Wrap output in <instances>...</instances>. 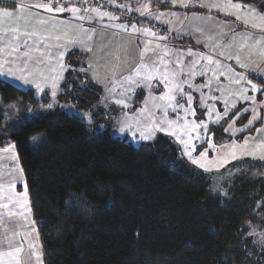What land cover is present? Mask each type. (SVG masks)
Masks as SVG:
<instances>
[{
	"label": "snow or ice",
	"instance_id": "obj_1",
	"mask_svg": "<svg viewBox=\"0 0 264 264\" xmlns=\"http://www.w3.org/2000/svg\"><path fill=\"white\" fill-rule=\"evenodd\" d=\"M91 2L19 0L17 5L13 0L14 11L0 9V20L11 21L0 30V77L34 87L37 95L50 96L49 107H52L58 104L56 98L63 73L66 70L82 72L100 92L107 93L105 99L112 102L114 110L130 109L137 115L134 120L126 112L118 118V123L121 131H133V136L139 133L142 142L152 141L154 133L166 132L184 145L191 163L205 171H211L213 165L219 167L245 157L264 161V75L250 71L247 63L254 52L264 56V9L254 13L256 20H250L244 13L253 14V10L231 0H136L135 4H115L116 9L135 12L142 18L137 27L131 21L121 23L119 16L102 10L111 0L95 7ZM152 3L209 12L215 9L217 14L222 13L233 22L225 20L221 28H210V40L200 43L199 50H195L194 45H185L181 51L169 46L168 33H175L172 40L195 37L197 42L205 33L199 30V24L195 28L191 24H181L179 29L169 27L173 21L168 14L152 13ZM89 11L92 15L85 14ZM65 14L68 19L59 18ZM180 19L215 23L209 16L189 18L186 13L177 16V20ZM73 20L81 22L78 28ZM235 21H239V25ZM240 26V31H236ZM224 28L230 31L225 32ZM212 32H218L222 42L212 37ZM225 45L233 49L227 55ZM69 53H81L89 62L79 68L66 69ZM228 60L234 63L226 64L224 61ZM221 76L227 83L220 81ZM254 80H259V85ZM249 93L258 94L259 101L257 95ZM213 101L219 102L222 109H217ZM197 110L200 120L195 119ZM237 112L247 113L246 122L239 128L225 119L229 115L235 118ZM222 119L228 125L230 137L240 133L239 141L230 139L219 148L215 144L208 145L205 136L208 121L219 125ZM42 123L34 120L25 127L34 128ZM220 127L224 130L223 125ZM194 141L203 145L198 156L193 155L199 146ZM16 148L17 145L0 132V156L15 167V171H8V181L0 183V264H43L34 243L33 222L28 220L31 212L28 184L19 167ZM210 151L217 155L212 162L205 163ZM18 183L22 184V193L16 190ZM17 217L22 218L20 223ZM260 242L264 247V234L260 235Z\"/></svg>",
	"mask_w": 264,
	"mask_h": 264
},
{
	"label": "trees",
	"instance_id": "obj_2",
	"mask_svg": "<svg viewBox=\"0 0 264 264\" xmlns=\"http://www.w3.org/2000/svg\"><path fill=\"white\" fill-rule=\"evenodd\" d=\"M78 55L68 54V69L87 63ZM64 76L61 88L72 83L74 92L67 95L79 108L98 100L101 92L88 75L66 71ZM84 79L86 86H76ZM0 97L5 103L21 98L24 114L28 106L42 105L32 91L1 80ZM34 120L43 123L25 127ZM213 129L218 143L229 139L221 127ZM7 130L28 184L44 264H264V247L252 234L260 220L264 223V161L231 165L245 171L223 196L164 135L135 147L109 129L91 132L63 113L36 116ZM33 137L40 138L35 149ZM77 197L95 206L91 214Z\"/></svg>",
	"mask_w": 264,
	"mask_h": 264
},
{
	"label": "rangeland",
	"instance_id": "obj_3",
	"mask_svg": "<svg viewBox=\"0 0 264 264\" xmlns=\"http://www.w3.org/2000/svg\"><path fill=\"white\" fill-rule=\"evenodd\" d=\"M116 1V0H115ZM13 0H0V9H4V8H8L9 10H13L11 8V4H12ZM112 2V1H111ZM136 0H121L120 4H135ZM143 2V0H142ZM205 2H216V0H205ZM220 2H223V0H220ZM232 3H240L243 5V7L245 9H250L253 10V14H250L249 12H245L244 15L245 17H247L250 20H256L257 17L254 13H260L261 9H264V0H249V1H235V0H231ZM17 5L19 4V0H16ZM92 7H95L97 4H102L105 3L104 0H94ZM117 3V1L115 2ZM173 8H168L166 9V7H163L161 4H156L153 3V6L151 7L150 11L152 13L155 14H168V18L173 21L172 24L169 25V27H175L177 29L180 28L181 24H191L193 28L196 27L197 24L200 25V31H203L205 33L204 36L201 37L200 42H197L195 40V37H184V38H177L176 40H172V36L175 33H168L169 35V40L171 41L172 44H174L175 42H180V44H182V47H180L178 44L175 45L177 49L183 51V46H188V47H193V45L195 46V50H199L200 49V43H204V42H208L210 40L209 36H208V31L210 28H221V26L224 24V21L227 20L230 23H232V19L230 17H225L222 13L217 14L216 10L213 9L211 12H209L206 9H201V8H193L191 10H188L186 8H177L175 7V5H173ZM110 7H113L112 5ZM113 9L116 11L114 13H116V15H118L120 17V19H123L122 21H119L121 23H125L127 24L128 20L130 18L133 17V13L135 12H123L122 10H118L115 7H113ZM177 9V10H176ZM90 12V11H89ZM184 13L187 14V16L189 18L196 16V17H205V16H209L212 18V20H215V23H212L211 21H204V20H196L193 21L191 19L189 20H177V16H182ZM137 14V13H136ZM88 15H92V12H90ZM61 19H68V15L67 16H63V17H59ZM73 23V25L75 27H79L81 22L78 21H71ZM11 23V21H4V20H0V30L3 29V27L6 26V24ZM235 24L239 25V21H235ZM84 26L87 27V23H84ZM99 27V26H97ZM240 27L236 28V31H240ZM184 31H187V29H183ZM225 32L230 31L228 28H224ZM212 37H215L218 41L222 42V37L219 36L218 32H212L211 33ZM170 43V44H171ZM176 44V43H175ZM172 46V45H169ZM174 46V45H173ZM225 47L227 48V46L225 45ZM205 51H207V49H205ZM231 51H233V49L231 48H227L226 51V55L228 53H230ZM86 56L85 55H81V53H79L78 55V61L81 60H85ZM223 59V58H221ZM86 61L88 62V60L86 59ZM226 64L228 63H234V61L232 60H228V61H224ZM248 63V68L250 71L253 72H257L258 74L264 75V56L259 55L257 53H253L251 59L249 61H247ZM66 69H68L67 64H65ZM67 71V70H66ZM66 71L63 73V79L60 80L59 82V87H60V93L57 95V101L58 104H53L52 107H49V103L51 102V97L48 96L47 98H45L44 94H39L37 95L34 87H31L29 85H22V82H13L11 78H4V77H0V80L8 83L9 85H12L13 83L16 84V89L18 90H22V91H32L34 94V100L35 102H38V104H42L40 106L34 107L35 105H30L28 106V108L26 109V114H24V106L25 104L24 101L21 98H17L13 101H11L10 103H5L2 98L0 97V113L3 115V123L2 126H0V132H3L5 135L8 136V127H14L15 130L19 129L24 120H32L34 119V117L36 116H46L49 115L53 118L57 117L58 114L63 113V114H67L69 116H73L75 118H79L82 122H84L86 124V128L88 130H90L91 132H103L105 130H111V134L116 137L119 138L121 140H126L128 143L132 144L135 147H139L141 144L143 143H151L153 141L156 140L157 136L159 135H164L166 137H168L173 144L177 147V149L179 150V154L180 157L187 163V165L190 168H193L197 171L203 172L204 174H206L211 189L216 192L219 193L223 196H226V186H228L233 179L238 176L237 174L239 173H243L245 171L244 167H234L231 166L234 163H241L243 165H245V163L249 160H253L250 157H245L243 159H237L234 161H229L219 167L213 165L212 166V170L211 171H205L204 169L199 168L198 165H193L191 163V160L188 159V156L186 154V152L184 151V145L175 139V137L173 136H169L166 132H162V133H154V139L152 141H140L139 138V133H137L135 136H133V131H121V124L118 123V118L122 117L124 115V113H129L130 115L133 116V119H137V115L134 113H131L130 109H124L123 111H116L114 110V106L112 104V102L110 100H106L105 96L107 95L106 92L100 94L98 100H96L88 109H84V108H79V106L73 102V99H71V97L69 95H66L65 97L63 96V93H73L74 92V87L72 86V83L68 82V87L66 88V91L62 90L61 85L64 82L65 79V73ZM89 79V76H88ZM220 81L222 83H227V81L224 80V78L221 76ZM74 81V80H73ZM91 81V80H90ZM85 79L82 80L81 83H77L76 86H86L85 85ZM93 82V81H92ZM198 82V80H197ZM254 83H257L259 85V80H254ZM94 83V82H93ZM95 84V83H94ZM215 86V85H214ZM81 89V88H80ZM46 92L49 91V89L45 90ZM250 95H257V100L259 101V96L256 93H249ZM44 100H47L46 102H44ZM77 98H76V102H77ZM213 103L216 104L217 109H222V105L217 102V101H213ZM116 108H118L119 106H115ZM139 103L137 104V112H139ZM238 107H242V105H238ZM233 111H235V109H233ZM247 115V113H243L241 114L240 112L236 113V117L234 118L232 115L227 116L225 119L228 120L229 122H231L235 128H239L241 126L242 122H246L245 121V116ZM197 120H200V114H199V110H197V116L196 118ZM205 120H207V117L205 116L204 118ZM212 120H215V116H213ZM208 130L207 133H205L206 136V140L208 145H212L215 144L217 148H219L221 145L223 144H227L229 142L230 139L232 140H237L239 141L240 139V133H237V135L230 137L229 133L227 131L228 125L225 124V120L222 119L219 123V125L214 124L212 121H208ZM220 125L224 126V133L226 135L229 136V139H227L225 142L223 141L222 143H218L219 137L216 136L214 134V132L212 131V128L215 129V127H220ZM213 129V130H214ZM202 131V130H201ZM211 132V133H210ZM33 138H35V142L33 143ZM30 141L31 147L33 149H35L39 144H40V138L39 137H33ZM195 144L199 145L195 152L193 153L194 156H198L199 152H200V148L203 147V145L200 143V141H194ZM17 151V150H16ZM217 154L215 152H209V156L207 158V161H205V163H209L213 161V158L216 156ZM253 161H260V160H253ZM19 167L22 168L20 160H19ZM229 169V170H228ZM15 171V167L13 166V164L5 157L0 156V183H6L9 179V176L7 175L8 171ZM259 173V172H258ZM256 173H253L254 177H260L261 175ZM24 174V172H23ZM25 177V176H24ZM17 192H21L22 193V184L18 183L17 185ZM29 204H30V200H29ZM31 208V206H30ZM2 211V210H1ZM18 220V222H21L22 218L17 217L16 218ZM28 220L33 222V226L35 228V231L37 229V224L33 218L32 215V209L30 214L28 215ZM260 226H257L253 229V232L256 233V236L258 238V240L256 241L258 244L260 242V235L264 234V223H262V221H259Z\"/></svg>",
	"mask_w": 264,
	"mask_h": 264
},
{
	"label": "crops",
	"instance_id": "obj_4",
	"mask_svg": "<svg viewBox=\"0 0 264 264\" xmlns=\"http://www.w3.org/2000/svg\"><path fill=\"white\" fill-rule=\"evenodd\" d=\"M105 1V0H104ZM112 2L111 3H109V4H106L105 5V7L102 9L103 11H109V12H112V13H114V12H116L114 9H113V7H114V5L115 4H120L121 3V0H116L117 1V3H115L116 1L115 0H111ZM90 2H91V0H90ZM102 4H105V3H102ZM113 6V7H110V6ZM160 5V4H159ZM91 6H93V3H91ZM152 6H153V3H152ZM174 6L173 5H169L168 7H166V9H168V8H173ZM177 10V9H176ZM91 12V11H90ZM90 12H87V13H85L86 15H88ZM115 15H116V13H114ZM68 14H65L64 16H67ZM118 16V15H117ZM140 19H142V18H139L138 17V14H136V13H133V17L132 18H130L129 20H128V22L127 23H129V21H131V24H133V25H136L137 27H139L140 26ZM74 21V20H73ZM120 21H122L123 22V19H120ZM105 23H107V21H105ZM99 26V25H98ZM98 29H99V27H97ZM129 34H131V28H129ZM176 43V44H175ZM174 44H170V45H174V47H176L175 45H179L180 47H182V44H180V42H175ZM89 62V61H88ZM87 62V63H88ZM1 211V210H0ZM16 219V218H15ZM17 220V219H16ZM17 222H18V220H17ZM18 223H20V222H18ZM0 230H2V229H0ZM35 236H36V239L34 240V243L36 244V247L40 250V254H41V256H42V258H43V249H42V243H41V239H40V233H39V230H38V228L36 229V231H35ZM17 238H19V237H17ZM43 264H44V262H43Z\"/></svg>",
	"mask_w": 264,
	"mask_h": 264
},
{
	"label": "clouds",
	"instance_id": "obj_5",
	"mask_svg": "<svg viewBox=\"0 0 264 264\" xmlns=\"http://www.w3.org/2000/svg\"><path fill=\"white\" fill-rule=\"evenodd\" d=\"M77 199L80 202L81 208L84 209L87 213L91 214L95 206L87 199L81 197H77Z\"/></svg>",
	"mask_w": 264,
	"mask_h": 264
}]
</instances>
